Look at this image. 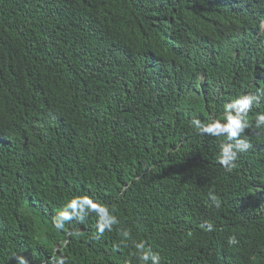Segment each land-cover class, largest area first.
Here are the masks:
<instances>
[{"label":"trees","instance_id":"trees-1","mask_svg":"<svg viewBox=\"0 0 264 264\" xmlns=\"http://www.w3.org/2000/svg\"><path fill=\"white\" fill-rule=\"evenodd\" d=\"M263 20L264 0H0V264H140L139 241L161 264H264V98L231 172L192 126L264 89ZM84 194L112 231L55 228Z\"/></svg>","mask_w":264,"mask_h":264},{"label":"clouds","instance_id":"clouds-1","mask_svg":"<svg viewBox=\"0 0 264 264\" xmlns=\"http://www.w3.org/2000/svg\"><path fill=\"white\" fill-rule=\"evenodd\" d=\"M263 31L264 20L258 34ZM224 38L221 40L224 41ZM130 43L132 54L135 56L137 45L132 41ZM134 61L127 66L124 72L136 70L133 65ZM261 98H264V89L259 90L258 93L239 94L231 101L225 103L220 118L209 116L206 121L199 118L192 120V126L199 134L225 138L224 142L220 145L217 162L228 172H231L237 166L236 161L239 154L246 152L251 147L250 142L246 138H242V134H244L245 129L250 127L249 112L254 104L260 102ZM255 126L257 129L264 126V113L256 114ZM210 199L216 207L220 206V202L215 195L210 194ZM90 213H95L97 217L96 231L98 236L103 235L106 230L112 231L113 226L119 223L114 210L110 209L106 204L98 202L91 196L84 194L70 197L57 212L53 224L56 229L62 230L65 224L72 220L84 222ZM205 227L209 232L214 230L212 224H206ZM122 235L128 238L130 232L122 230ZM228 243H237L236 237L232 236ZM134 248L136 250L135 255L140 264H148L149 261L151 264H161L160 254L153 251L151 247H146L145 242H136ZM14 258L16 264H29V261L22 255H17ZM58 264H64L63 258L59 260Z\"/></svg>","mask_w":264,"mask_h":264}]
</instances>
